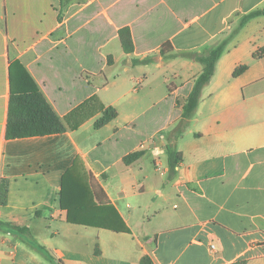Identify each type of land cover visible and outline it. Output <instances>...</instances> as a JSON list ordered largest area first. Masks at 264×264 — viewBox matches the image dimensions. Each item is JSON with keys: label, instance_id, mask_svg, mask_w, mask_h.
I'll use <instances>...</instances> for the list:
<instances>
[{"label": "crops", "instance_id": "crops-1", "mask_svg": "<svg viewBox=\"0 0 264 264\" xmlns=\"http://www.w3.org/2000/svg\"><path fill=\"white\" fill-rule=\"evenodd\" d=\"M260 9L264 0H0V222L27 228L0 225V264H264V16L241 24ZM224 39L183 119L199 58ZM32 84L65 131L7 139L11 94ZM107 108L116 118L95 129ZM68 170L103 190L127 231L66 221L57 199Z\"/></svg>", "mask_w": 264, "mask_h": 264}, {"label": "trees", "instance_id": "trees-1", "mask_svg": "<svg viewBox=\"0 0 264 264\" xmlns=\"http://www.w3.org/2000/svg\"><path fill=\"white\" fill-rule=\"evenodd\" d=\"M264 16V9L254 11L242 19V23L255 18ZM128 30H121L119 35L127 34ZM234 32H232L233 35ZM228 39H224L215 49L207 56L199 58L203 63L202 73L194 82L193 89L184 105L182 106L183 119H188L195 110L201 90L203 86L211 79L215 63L224 50ZM166 48V44L162 50ZM131 45H123L124 52H130ZM245 66L236 68L233 77H236L245 71ZM27 77H24L26 79ZM117 114L114 109L107 108L103 111L101 117L95 122L94 128L98 129L116 118ZM65 131L62 121L56 116L49 104L43 98L35 85L26 92L11 94L9 117L7 122L6 138H24L34 136H45L50 134L61 133ZM166 154L168 156L171 168L177 164L179 160L178 154L170 147H167ZM142 153H134L124 158L125 164H130ZM7 199V184L4 180L0 182V205L4 206ZM59 208L66 212V221L71 224L94 226L107 228L113 231H127L122 225L116 211L106 201L103 190L93 182L86 185L81 178H74L71 170L64 173L61 179L60 191L58 194ZM9 230L17 235L26 234L27 228L14 226L10 223H2ZM32 246L49 258L48 252L44 247L32 242ZM143 264H152L147 258L142 260Z\"/></svg>", "mask_w": 264, "mask_h": 264}, {"label": "built area", "instance_id": "built-area-1", "mask_svg": "<svg viewBox=\"0 0 264 264\" xmlns=\"http://www.w3.org/2000/svg\"><path fill=\"white\" fill-rule=\"evenodd\" d=\"M210 247H211V249H214V246L211 245Z\"/></svg>", "mask_w": 264, "mask_h": 264}, {"label": "rangeland", "instance_id": "rangeland-1", "mask_svg": "<svg viewBox=\"0 0 264 264\" xmlns=\"http://www.w3.org/2000/svg\"><path fill=\"white\" fill-rule=\"evenodd\" d=\"M149 162V161H148ZM150 163V162H149Z\"/></svg>", "mask_w": 264, "mask_h": 264}]
</instances>
